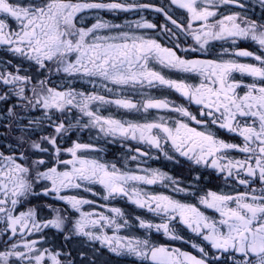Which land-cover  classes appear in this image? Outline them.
<instances>
[{"label": "snow or ice", "instance_id": "1", "mask_svg": "<svg viewBox=\"0 0 264 264\" xmlns=\"http://www.w3.org/2000/svg\"><path fill=\"white\" fill-rule=\"evenodd\" d=\"M0 46L17 58L0 66V264H95L96 244L131 264H264V0H0ZM181 158L187 178L149 163ZM47 230L85 247L50 249Z\"/></svg>", "mask_w": 264, "mask_h": 264}, {"label": "flooded vegetation", "instance_id": "2", "mask_svg": "<svg viewBox=\"0 0 264 264\" xmlns=\"http://www.w3.org/2000/svg\"><path fill=\"white\" fill-rule=\"evenodd\" d=\"M146 2L159 3L160 0H146ZM177 11L181 12L182 10H177ZM152 15L153 14L148 13V18L151 19ZM258 15H259V13L257 12V16ZM124 17H125V14H123V13H120V14L103 13L104 19L112 20L115 22H123ZM92 19H93V17H91V16H85V22L90 23ZM239 48L252 51V50L256 49V46L252 45L249 42L241 41L239 43ZM9 60L16 61L17 58L13 57L11 55V53H9L6 50L5 46H0V66H3V64ZM24 70L25 71H31V69L27 66L26 62L24 65ZM76 87L79 89H87L88 91H93L92 86L90 84L77 83ZM95 91L98 94L110 96L109 93L105 92L103 87L98 86L95 89ZM152 94L157 95V96L170 95L172 98H175V96H176L175 93H168V91L166 89H161L159 91L153 90ZM110 113L111 114H117V115H123L122 112L118 113L115 108L108 109L107 107H105L103 114L105 116H107ZM222 136L224 138H228L229 134L224 132V133H222ZM77 138L80 140V142L91 143L93 145L102 147L103 152L100 153V155L102 157H104L105 159H107L109 161H119L121 164L123 163L122 158L124 156L125 150L122 149L118 143L117 144H108V143H105L103 139H101L100 141H97L96 140V134L94 131L91 133H89L88 131H84V132L80 133L79 135H77L74 132L72 135V140H76ZM2 143H3V141H0V144H2ZM149 163L151 164L152 167L160 168L161 170L167 171L169 174L174 175L178 179L187 178L189 175V171H190L187 167V162L183 161L182 158H181V161L179 163L170 162V161H166L163 159H161L159 161H150ZM153 187H154V190L157 192L167 193L166 188H162L159 185H156ZM200 187L205 192L208 190H212V191H220V190L230 191L231 190L228 186H225L223 184V182L221 180H219L218 178H216L214 175H206L205 179L201 182ZM96 188L98 191L102 192V189H99L98 186H96ZM80 195L81 196H87L91 199L96 200L97 204L106 203L105 201H102L101 199H99V197H91L90 194H88V193L81 192ZM48 203L52 204L54 207L60 208L61 211H63L64 208L66 207V206L62 205L61 202L52 201L49 198H33L32 204L29 206L35 207V206L44 205V204H48ZM111 206H116V207L122 208V210L129 216H135L136 213L140 212L139 209H137V208H135V206L129 204L126 200L112 201ZM84 207H85V210L103 211V209H98L94 206L90 207V206L86 205ZM22 210L26 211L27 209L25 208ZM48 214L49 213H48L47 208H44L41 212L42 217L47 216ZM74 215H76V214H74ZM143 215L148 216L149 214L145 212V213H143ZM47 231H48V235L46 237V240H47V246L50 249L54 248L57 251H59L61 246H64L66 248L71 247L74 251H79L85 247V244L80 243L79 238L74 240V242H72L70 245H65L63 237L60 234L56 233L55 230H47ZM135 231L138 233L140 230L136 229ZM109 234H111L110 230H109ZM154 235H156V234L154 233ZM185 235L188 238H191L193 240L195 239V237H192L191 233L185 232ZM158 241L170 244L173 247H177V246L182 247L183 250H185V251H189L190 253L197 254V253H195V250L191 248L190 244L183 245V244H179L176 242H169V241H166L162 235L158 236ZM87 250L89 251V254L92 256L93 260L95 261V264H131V258H129V257H116L114 254L110 253L106 248H101V246L99 244L95 245V251L94 252H93L91 247H88Z\"/></svg>", "mask_w": 264, "mask_h": 264}]
</instances>
